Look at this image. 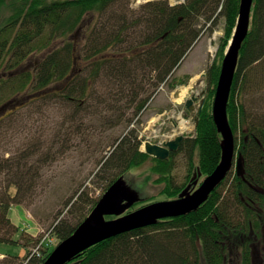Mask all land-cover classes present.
Segmentation results:
<instances>
[{
	"label": "trees",
	"instance_id": "trees-1",
	"mask_svg": "<svg viewBox=\"0 0 264 264\" xmlns=\"http://www.w3.org/2000/svg\"><path fill=\"white\" fill-rule=\"evenodd\" d=\"M187 1L176 7L166 4V9L155 7L151 17L128 19L125 14L107 22V9L118 0L10 1L14 9L8 18L3 20L0 11V114L5 112L0 115V125L25 107L45 101L71 102L77 117L82 111L93 113L90 100H94L96 93L100 97L95 85L101 82L106 97L102 101L111 104L100 115H111L106 117L110 125V118L116 114L119 115L115 124L133 121L162 84L173 91L178 84L185 83L174 81L173 73L200 37L196 28L199 18L211 21L217 13L226 19V32L218 57L206 74V102L198 115L195 134L186 137L178 151L162 161L142 152V141L137 131L131 130L118 140L99 173L103 176V191H107L121 177L126 179L133 168L149 163L146 182L155 176L153 182L165 185L161 193L169 199L178 198L188 186L194 189L198 179L194 175L200 172L203 178L212 174L222 158V136L213 119L212 104L221 63L237 25L240 0ZM7 3L8 0H0V8ZM218 8L220 12L216 11ZM80 35L82 50L77 54ZM6 73L8 77L4 79ZM263 80L264 0H255L228 104L236 150L243 157L244 177L231 171L198 210L107 239L67 264H253L255 246L259 240L264 244V118L250 122L240 96L247 85L254 87ZM150 88L154 89L151 95L141 97ZM99 104L105 105L101 101L100 107ZM76 116H70V122ZM179 153L187 155L188 174L183 184H178L173 174ZM23 168L28 170V164ZM13 174L19 177L18 181L14 182ZM31 174L32 188L38 184L41 173ZM11 176L9 185L16 187V193H7L9 200L0 201V243L20 245L25 254L10 255L3 261L43 264L49 253L41 258L32 257L29 245L36 244L37 238L30 236L26 240V235H22L20 240L15 239L19 228L10 216L15 206H23L33 195L22 188L29 173ZM77 200L79 218L71 224L61 220L55 227L60 242L74 233L98 202L89 200L82 192ZM144 201L145 198L136 206ZM4 232L7 237L1 235Z\"/></svg>",
	"mask_w": 264,
	"mask_h": 264
},
{
	"label": "rangeland",
	"instance_id": "rangeland-1",
	"mask_svg": "<svg viewBox=\"0 0 264 264\" xmlns=\"http://www.w3.org/2000/svg\"><path fill=\"white\" fill-rule=\"evenodd\" d=\"M10 1L12 0H8L7 5L0 8L3 20L8 18L14 9L9 5ZM175 1L130 0L128 4V0H118L114 6L107 9L108 13L104 16V20L107 22L111 17L120 18L125 14L128 15V19L141 16L151 17L153 14L150 12L156 11L155 7L166 9V4L169 7L180 6H173ZM187 2L185 0L184 4ZM210 23L205 17L199 18L196 28L200 31L201 38L173 73L174 81L180 83L184 80L185 83L178 84L173 91L165 84H162L155 92L153 88H150L148 94H143L141 97H147L153 92L152 97L139 116L129 123L120 121L119 125L115 124V117L119 115L116 114L110 118L113 123L110 125L106 117L111 115H100V112H104L103 110L111 104L106 105L102 101L106 97H103L101 82L95 85V92L99 91L100 97L97 98L96 93L94 100H90L94 107L93 113L82 111L77 117L73 111L75 106L73 103H66L63 100L61 102L58 100L45 101L38 102L36 106L25 107L15 113V116H11L9 122L0 125V201L9 198L7 193L11 195L16 193V187L9 185L12 179L11 173H29V179L23 182L22 188L28 195L33 194L23 203V206H15L11 211L10 216L19 228V232L14 233L15 239L20 240L22 235H26L27 240L31 233H37V228L41 231L50 229L54 231L61 220L69 224L74 223V218H79L81 211L78 206L75 207L81 192L89 200H99L106 192L103 191V176H99L103 163L110 157L118 140L131 130L137 131L138 139L141 141L146 140L155 132L160 136L159 140L164 139L165 135L171 137L175 127L178 135L191 136L194 134L197 110H194L192 114H187L185 101L193 95L199 97L201 101L205 97L207 88L205 75L218 57L221 40L226 32L224 16L216 13L212 25ZM76 43V53L79 54L82 50L81 35L78 36ZM112 51L117 52V48H113ZM32 57L39 58L35 55ZM4 77L6 79L8 74L6 73ZM258 83L254 87L247 85L240 96L250 122L264 118V80ZM185 88H187V93L179 100L177 93ZM100 101L105 105L99 104V107L98 102ZM70 116L77 117L74 123L70 122ZM184 121L189 127L185 131L181 129ZM240 140L241 135L239 134L237 141ZM26 164H28V170L23 168ZM231 171L236 172L235 164ZM31 173H41L38 184L32 188L29 186ZM173 174L178 184L185 182L188 172L187 155L184 153L177 155L176 169ZM148 175H150L149 163L133 168L126 175V180L134 187L132 188L143 192L140 195L146 201L142 205H135L129 211L155 202L174 200L161 193L165 185L154 183L155 176L146 182ZM18 178L13 174L14 182L18 181ZM203 180L204 177L200 179V182ZM230 202L232 203L231 200ZM108 219H113V217ZM26 229L29 231H25ZM1 235L7 237L8 233L4 232ZM54 236L55 243H58L57 236ZM261 242L259 240L254 248L253 264H264V244ZM32 246V244L29 245L30 252L34 247ZM0 253L22 257L25 254V248L16 244L0 243ZM1 258L0 264H5L3 260L6 258Z\"/></svg>",
	"mask_w": 264,
	"mask_h": 264
},
{
	"label": "water",
	"instance_id": "water-1",
	"mask_svg": "<svg viewBox=\"0 0 264 264\" xmlns=\"http://www.w3.org/2000/svg\"><path fill=\"white\" fill-rule=\"evenodd\" d=\"M254 6V0H240L237 25L225 53L218 79L212 113L218 132L222 136V158L215 171L208 175L197 189L190 191L189 186L175 200L155 202L131 212L129 210L141 202L142 198L139 192L131 188L121 177L98 200L95 208L74 233L66 240L61 241L43 264H67L81 252L107 239L156 225L164 219L184 216L198 210L225 180L234 164L237 174L244 177L243 157L242 155L236 157V139L229 122L228 104L240 51L250 31ZM196 101L198 98L195 96L187 100L186 108L191 110ZM204 104L205 99L199 106L198 114L201 113ZM183 139L184 136L180 135L163 146L147 142L142 152L163 161L169 158L171 152L178 150ZM198 175L201 176L200 173ZM194 184L197 186L198 180ZM107 217L114 218L107 219Z\"/></svg>",
	"mask_w": 264,
	"mask_h": 264
},
{
	"label": "built area",
	"instance_id": "built-area-1",
	"mask_svg": "<svg viewBox=\"0 0 264 264\" xmlns=\"http://www.w3.org/2000/svg\"><path fill=\"white\" fill-rule=\"evenodd\" d=\"M152 138V137H151ZM155 138V137H153ZM50 233H47L46 236L44 237L43 241L39 244L38 247H36L34 250H33V253H32V257L35 255V256H41L42 255V251L43 249L47 248V247H50L53 240L50 238Z\"/></svg>",
	"mask_w": 264,
	"mask_h": 264
},
{
	"label": "bare ground",
	"instance_id": "bare-ground-1",
	"mask_svg": "<svg viewBox=\"0 0 264 264\" xmlns=\"http://www.w3.org/2000/svg\"><path fill=\"white\" fill-rule=\"evenodd\" d=\"M186 93H187V88L183 89L180 92V94H179V100H181L185 96ZM187 128H189L188 125L186 124V122H183L181 129L182 130H186Z\"/></svg>",
	"mask_w": 264,
	"mask_h": 264
},
{
	"label": "crops",
	"instance_id": "crops-1",
	"mask_svg": "<svg viewBox=\"0 0 264 264\" xmlns=\"http://www.w3.org/2000/svg\"><path fill=\"white\" fill-rule=\"evenodd\" d=\"M29 216H30V215H29ZM12 222H13L14 225L16 224L15 221L13 220V218H12ZM1 257H2V258H1ZM7 257H10V255H7V254H5V253H0V258H1V259L7 258Z\"/></svg>",
	"mask_w": 264,
	"mask_h": 264
}]
</instances>
